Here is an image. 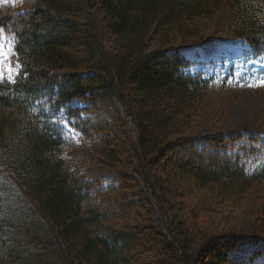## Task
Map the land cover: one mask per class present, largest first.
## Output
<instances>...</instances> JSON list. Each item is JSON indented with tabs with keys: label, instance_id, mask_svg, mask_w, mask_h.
I'll use <instances>...</instances> for the list:
<instances>
[{
	"label": "trees",
	"instance_id": "obj_1",
	"mask_svg": "<svg viewBox=\"0 0 264 264\" xmlns=\"http://www.w3.org/2000/svg\"><path fill=\"white\" fill-rule=\"evenodd\" d=\"M224 10V29L264 57V0L0 3L28 74L0 86V264H247L234 254L264 242V166L249 170L264 138H199L211 81L183 53ZM53 116L83 136L62 142Z\"/></svg>",
	"mask_w": 264,
	"mask_h": 264
},
{
	"label": "rangeland",
	"instance_id": "obj_2",
	"mask_svg": "<svg viewBox=\"0 0 264 264\" xmlns=\"http://www.w3.org/2000/svg\"><path fill=\"white\" fill-rule=\"evenodd\" d=\"M18 1L8 0L7 3L16 4ZM226 13L227 10H224L216 15V24L207 42L183 51L191 62L188 73L203 74L211 81L207 102L210 112L203 116L196 131L202 140L219 132L251 133L264 138V87L247 86V84H256L259 79L264 78V66L260 63L264 61V57L255 56L242 39L224 29ZM237 72L242 73L243 77L235 75ZM263 166L264 156L257 162L252 161L249 170L253 172ZM8 174L11 176L9 178L14 177L11 171H8ZM117 179L116 171H109L106 175L107 185H115ZM255 193L264 197V188L257 189ZM128 196L131 199L145 196L143 187L140 186ZM261 204L262 202L254 197L248 203V209L240 211L239 229L242 235L249 234ZM153 222L156 226L162 225L159 215H155ZM263 243L246 237L234 255L246 259L247 264H264ZM143 245L147 246V244ZM211 245L212 243L206 245L204 250Z\"/></svg>",
	"mask_w": 264,
	"mask_h": 264
},
{
	"label": "snow or ice",
	"instance_id": "obj_3",
	"mask_svg": "<svg viewBox=\"0 0 264 264\" xmlns=\"http://www.w3.org/2000/svg\"><path fill=\"white\" fill-rule=\"evenodd\" d=\"M8 0H0V3H7ZM17 35L14 32L6 31L5 27L0 26V86L10 85L16 86L18 81L23 77H27V72L23 71V65L20 63V57L16 50ZM250 63L252 61H249ZM264 66V61H260ZM194 71V70H193ZM235 75L243 77L242 73ZM244 86V85H240ZM248 87H264V78L259 79L256 84H247ZM7 95V93H3ZM45 118L42 116L41 120ZM49 123L57 126V135L62 142L76 143L78 137L83 136V131H77L76 121L68 120L65 117L53 116Z\"/></svg>",
	"mask_w": 264,
	"mask_h": 264
}]
</instances>
